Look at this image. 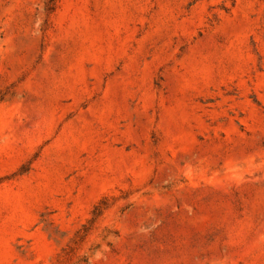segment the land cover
Listing matches in <instances>:
<instances>
[{"label": "rangeland", "instance_id": "374dc122", "mask_svg": "<svg viewBox=\"0 0 264 264\" xmlns=\"http://www.w3.org/2000/svg\"><path fill=\"white\" fill-rule=\"evenodd\" d=\"M0 264H264V0H0Z\"/></svg>", "mask_w": 264, "mask_h": 264}]
</instances>
